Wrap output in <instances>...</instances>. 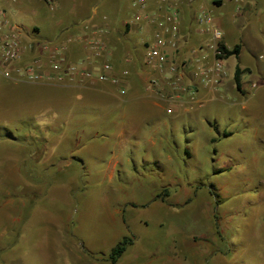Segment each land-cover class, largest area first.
<instances>
[{
    "label": "rangeland",
    "instance_id": "rangeland-1",
    "mask_svg": "<svg viewBox=\"0 0 264 264\" xmlns=\"http://www.w3.org/2000/svg\"><path fill=\"white\" fill-rule=\"evenodd\" d=\"M70 7L35 0L19 15L48 39ZM49 86L0 74V264H109L124 235L134 242L118 264H264V125L237 96L198 105L195 91L133 133L112 128L103 108L80 117L78 100L63 107ZM89 117L98 127L78 131Z\"/></svg>",
    "mask_w": 264,
    "mask_h": 264
},
{
    "label": "crops",
    "instance_id": "crops-1",
    "mask_svg": "<svg viewBox=\"0 0 264 264\" xmlns=\"http://www.w3.org/2000/svg\"><path fill=\"white\" fill-rule=\"evenodd\" d=\"M33 1L0 0V4L23 25L24 38L26 35L28 40L34 38L37 51L45 42L65 47L66 60L77 64L79 69L109 62L113 66L110 75L117 81H102L96 77L82 79L77 76L73 80H66L60 87L43 83H16L60 90L58 93L63 107L77 99L79 105L74 106L83 113L80 117L87 116L84 114L88 112L98 115V109L103 108V116L107 117L111 112V118L107 117L108 124L124 132H139L144 120L174 112L177 110L174 107L176 104L184 107L195 91L202 100L198 105L214 98L225 101L222 94L232 93L238 99L234 104L240 105L244 114L256 119L257 125H264V85L258 88L252 86L254 82H264V59L261 58L264 55V0H245L241 3L237 0H145V8L140 6L138 0H45L51 9H63L67 2L71 5L68 22L58 25V34L48 39L41 36L37 22L28 23V20L31 21L28 15H19L23 7ZM174 13L176 19L171 22L169 18ZM203 13L209 14V24L200 22ZM21 16L27 19V24L20 22ZM210 25L221 29V42L227 49L239 48L238 54L222 59L221 72L214 70L217 60ZM159 36L176 41L175 46L166 49L170 61L165 64L148 63L149 48ZM84 38L102 42V55H93ZM233 56L238 60L235 71L237 67L244 71L241 74V89L237 88L235 71L232 78L229 72L232 68L228 60ZM246 74L248 80H244ZM154 81L160 86L158 90L152 88ZM82 119H78V131L82 127L93 130L99 125L93 117ZM26 122L30 125L34 120L23 121L24 124ZM62 122L66 127L72 126V121ZM251 123H246V126L251 127ZM231 134L233 131L225 135ZM12 159L18 175L20 159ZM111 161L122 163L117 157ZM207 256L209 259L210 253Z\"/></svg>",
    "mask_w": 264,
    "mask_h": 264
},
{
    "label": "built area",
    "instance_id": "built-area-1",
    "mask_svg": "<svg viewBox=\"0 0 264 264\" xmlns=\"http://www.w3.org/2000/svg\"><path fill=\"white\" fill-rule=\"evenodd\" d=\"M244 2L245 0H237ZM140 6L145 8V0H138ZM176 13L169 18L171 22H175ZM208 13H203L200 22L209 24ZM177 30L176 27L173 28ZM210 31L215 40L213 49L216 56V65L214 70L221 72L223 69L221 49V39L223 32L220 28L210 25ZM87 48L92 50V54L100 56L104 50V44L84 38ZM176 41L168 39L165 36H159L154 43L151 44L147 53V62H159L165 64L170 61L169 54L166 49L169 46H175ZM65 47L52 46L49 42L42 44L39 51L36 50L34 42H26L24 40V28L19 24L13 23L10 19L9 12L0 4V74L5 78L14 82H28L34 84H58L63 85L66 80H73L77 76L82 79L96 77L99 80H111L116 82L117 79L110 75L113 68L112 64L105 62L102 66L86 67L79 69L74 62H68L64 55ZM264 59V55H261ZM90 61V60H89ZM86 62V63H89ZM91 63V62H90ZM152 88L158 90L160 88L157 82H152ZM264 85L262 83H253L254 88Z\"/></svg>",
    "mask_w": 264,
    "mask_h": 264
},
{
    "label": "trees",
    "instance_id": "trees-1",
    "mask_svg": "<svg viewBox=\"0 0 264 264\" xmlns=\"http://www.w3.org/2000/svg\"><path fill=\"white\" fill-rule=\"evenodd\" d=\"M221 49L224 53L223 55H220V57H222V58L228 57L231 54H238L239 53L238 47L234 48L233 50H229V49H227V47L223 43L221 44ZM243 72L244 71L240 67L236 68L235 80H236V84H237L238 89H241V74ZM85 170L86 169L84 167V171ZM85 173H87V171H85ZM83 183L81 185L80 191H84L87 188L88 182L84 181ZM157 197H161V198H163V200H165V197L161 194H159ZM122 219L126 223L125 213L122 214ZM133 242H134L133 237H131L129 235H125L115 246L112 247V249L109 252V254L107 255V257H105V260L109 261V264H118L120 259L122 258V256L126 253V251L133 244ZM97 253L99 256H102V255L105 256V253H100V252H97Z\"/></svg>",
    "mask_w": 264,
    "mask_h": 264
}]
</instances>
